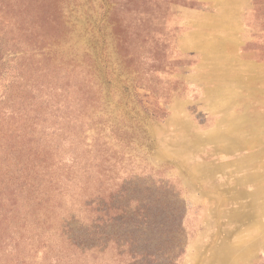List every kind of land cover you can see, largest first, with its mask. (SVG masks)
<instances>
[{
  "label": "rangeland",
  "instance_id": "rangeland-1",
  "mask_svg": "<svg viewBox=\"0 0 264 264\" xmlns=\"http://www.w3.org/2000/svg\"><path fill=\"white\" fill-rule=\"evenodd\" d=\"M34 1L3 29L0 264H264L261 1Z\"/></svg>",
  "mask_w": 264,
  "mask_h": 264
},
{
  "label": "trees",
  "instance_id": "trees-1",
  "mask_svg": "<svg viewBox=\"0 0 264 264\" xmlns=\"http://www.w3.org/2000/svg\"><path fill=\"white\" fill-rule=\"evenodd\" d=\"M261 2L259 5H261V10L264 11V0H260ZM256 2V0H255ZM35 6V1L31 0H23L20 1V3L17 2V0H12V2H6L5 0H0V88H3L4 82L8 79L10 76L9 74H12V79L13 80H20L23 76L24 71L26 70V67L19 66L16 69H13V71L8 67V63L12 62V60L7 59V50H6V44L3 42V29L7 25L5 24V21H8L5 16L6 14H12L16 15L18 12L23 13V12H33ZM10 22V21H8ZM16 26V24H14ZM35 41L34 38L30 37L29 42L32 44ZM10 51V50H9ZM11 55H15L12 53H9ZM8 88V87H7ZM12 97L11 94L8 93V90L3 91L0 94V105H4L3 107L5 108L6 103H11V108H5L7 112L15 114V112L12 110L16 104L12 103ZM11 109V110H10ZM20 118V115L18 116ZM111 210H115V208H111ZM148 221V219H147ZM143 224L146 226H152V223L150 222L149 224L146 223V218H143ZM139 227L136 226L135 229H138ZM179 229H177V232ZM112 243L118 248V249H124L122 246V241L121 240H116L113 239ZM121 244V245H120ZM123 244L129 249L127 254L129 257H131V261H137L141 260L142 262H153L154 259H156L157 254L159 251H149V250H141L137 249V246L139 244V240L137 239H129L125 240ZM146 244H150V242L146 241ZM132 246L134 248H132Z\"/></svg>",
  "mask_w": 264,
  "mask_h": 264
}]
</instances>
